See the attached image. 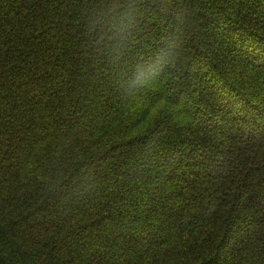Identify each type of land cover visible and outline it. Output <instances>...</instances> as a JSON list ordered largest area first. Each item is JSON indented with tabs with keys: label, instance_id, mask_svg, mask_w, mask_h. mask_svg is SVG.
<instances>
[{
	"label": "trees",
	"instance_id": "1",
	"mask_svg": "<svg viewBox=\"0 0 264 264\" xmlns=\"http://www.w3.org/2000/svg\"><path fill=\"white\" fill-rule=\"evenodd\" d=\"M102 2L0 0V264H264V0H135L129 72L188 29L132 92Z\"/></svg>",
	"mask_w": 264,
	"mask_h": 264
},
{
	"label": "clouds",
	"instance_id": "2",
	"mask_svg": "<svg viewBox=\"0 0 264 264\" xmlns=\"http://www.w3.org/2000/svg\"><path fill=\"white\" fill-rule=\"evenodd\" d=\"M142 13L135 0H104L90 6L86 28L96 42L104 46L118 82L132 92L150 83L162 69L182 72L185 66L188 22L177 16L173 31L167 37L159 53L152 57H141L128 69V55L134 44Z\"/></svg>",
	"mask_w": 264,
	"mask_h": 264
},
{
	"label": "rangeland",
	"instance_id": "3",
	"mask_svg": "<svg viewBox=\"0 0 264 264\" xmlns=\"http://www.w3.org/2000/svg\"><path fill=\"white\" fill-rule=\"evenodd\" d=\"M155 42H156V40H155V41L153 40V42H151V43L153 44V43H155ZM253 55H254V54H253ZM256 57L258 58L257 55H256ZM136 61H137V60H136ZM107 71H108V70H107ZM109 71H110V70H109ZM116 81H118V80L116 79ZM119 83H120V82H119ZM120 84H121V83H120ZM121 85H122V84H121ZM114 96H116V97L118 96V97H119L120 95H119V94H116V95H114Z\"/></svg>",
	"mask_w": 264,
	"mask_h": 264
}]
</instances>
